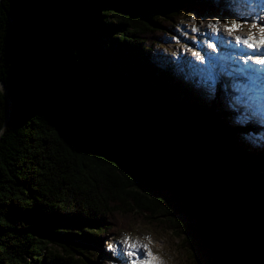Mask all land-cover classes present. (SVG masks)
<instances>
[{
    "label": "trees",
    "instance_id": "1",
    "mask_svg": "<svg viewBox=\"0 0 264 264\" xmlns=\"http://www.w3.org/2000/svg\"><path fill=\"white\" fill-rule=\"evenodd\" d=\"M214 8L0 0V264H103L90 248L137 222L171 229L196 264H264V153L178 99L158 51Z\"/></svg>",
    "mask_w": 264,
    "mask_h": 264
},
{
    "label": "rangeland",
    "instance_id": "2",
    "mask_svg": "<svg viewBox=\"0 0 264 264\" xmlns=\"http://www.w3.org/2000/svg\"><path fill=\"white\" fill-rule=\"evenodd\" d=\"M244 1L243 3H245ZM211 3L215 5V13L212 12V14L206 15L202 19L196 17L194 14H190L188 17L180 20L177 27H170L168 29L165 46L164 48L163 46L160 47V49L163 48L161 51L163 57H168H162V60H167L168 63H171L174 66V71L172 72L176 75L175 80H181V75L185 76L186 80L190 79L189 82H193V80L196 79L197 84L194 85V88L196 89L197 95L210 99L212 102L214 100L213 98H216L217 96L215 89L216 82L214 83V78H208L206 75L200 76L206 72L203 60L206 59L204 53H208L207 50L203 51L201 45H206V39H208L211 30L214 28L211 26V22H214L215 24L222 23V21L225 23L232 22L237 25L238 22L244 24L248 19H238L235 17V14H233L234 12H237L235 9H240L235 1L219 0L218 2L213 1ZM250 4L251 3L249 2V5ZM206 28H208V35L207 33L206 35L204 33L207 31ZM213 44L215 43L213 42ZM157 46L158 45H156V47ZM207 62L208 61L206 60V63ZM198 68H205V72L198 71ZM186 80H182L184 85L187 84ZM205 87L208 89H205ZM218 96L223 99V107H225L226 95L221 89L218 91ZM181 98L182 95L178 96V99ZM240 127L241 126H237V128ZM227 128L232 133L236 131L234 130L236 126H228ZM254 147H259V149H253V152L258 153L259 155L263 152L262 145L257 146L256 143L253 144L252 148ZM173 218L180 220L178 222L181 223H185L188 220L185 213L174 214ZM161 219L162 218H160V221ZM256 220H258V218H256ZM259 224L261 223L257 222V225ZM130 228L129 231L135 230L134 234L136 235L125 236L123 234L125 232L122 233V231L119 233L121 237H115V235L108 234L105 239L106 241L102 242L100 246L95 244L96 246L90 248V251H96L97 249L102 250L103 257H105L106 260H109V264H133L132 261H128L129 256L126 252H129L127 247L129 244H135L136 249L140 250L136 255L142 257L139 264L143 259L145 262L151 261V264H177L176 257L180 264L197 263L196 257L191 251L190 253L188 252V248L184 245L182 237L175 235L171 229L166 227L161 231V235H158L151 233V230L148 227L140 225L138 222ZM107 242L109 243L107 244ZM145 245L147 247H144ZM181 248L184 251H181ZM149 252L151 255H148Z\"/></svg>",
    "mask_w": 264,
    "mask_h": 264
},
{
    "label": "snow or ice",
    "instance_id": "3",
    "mask_svg": "<svg viewBox=\"0 0 264 264\" xmlns=\"http://www.w3.org/2000/svg\"><path fill=\"white\" fill-rule=\"evenodd\" d=\"M233 28H237L238 25H233L232 26ZM253 28L256 27V24H253L252 25ZM259 32H260V36H259V40L257 41L255 37L253 36H249L247 39H244V40H241V38L237 37V43H244V44H247V46L249 48H258V47H262L264 46V27H260L259 28ZM257 63L259 65H264V58H261L257 61ZM264 69H252V71H256V72H259V71H262ZM130 247H136L135 244L133 245H130ZM144 247H147L146 245ZM131 255V253H130ZM148 255H151V253L149 252ZM133 264H135V262H133ZM145 264H151V261H146Z\"/></svg>",
    "mask_w": 264,
    "mask_h": 264
},
{
    "label": "water",
    "instance_id": "4",
    "mask_svg": "<svg viewBox=\"0 0 264 264\" xmlns=\"http://www.w3.org/2000/svg\"><path fill=\"white\" fill-rule=\"evenodd\" d=\"M0 88H2L4 94L7 95L8 89L5 86H3L2 83H0ZM11 111H12V104H11V101L8 100V112H7V119H6V121H8L10 119V113H11Z\"/></svg>",
    "mask_w": 264,
    "mask_h": 264
},
{
    "label": "bare ground",
    "instance_id": "5",
    "mask_svg": "<svg viewBox=\"0 0 264 264\" xmlns=\"http://www.w3.org/2000/svg\"><path fill=\"white\" fill-rule=\"evenodd\" d=\"M244 0H242V2H243ZM245 2V1H244ZM249 4V3H248ZM221 84V83H220ZM222 85V84H221Z\"/></svg>",
    "mask_w": 264,
    "mask_h": 264
}]
</instances>
